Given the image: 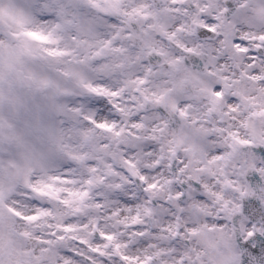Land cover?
<instances>
[{
  "label": "snow or ice",
  "instance_id": "snow-or-ice-1",
  "mask_svg": "<svg viewBox=\"0 0 264 264\" xmlns=\"http://www.w3.org/2000/svg\"><path fill=\"white\" fill-rule=\"evenodd\" d=\"M0 264H264V0H0Z\"/></svg>",
  "mask_w": 264,
  "mask_h": 264
}]
</instances>
